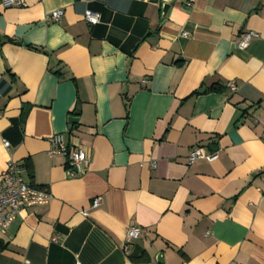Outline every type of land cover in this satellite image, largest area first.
Instances as JSON below:
<instances>
[{
  "label": "crops",
  "instance_id": "0c3cea01",
  "mask_svg": "<svg viewBox=\"0 0 264 264\" xmlns=\"http://www.w3.org/2000/svg\"><path fill=\"white\" fill-rule=\"evenodd\" d=\"M21 1L0 0V174L50 200L0 232V264H264V0Z\"/></svg>",
  "mask_w": 264,
  "mask_h": 264
},
{
  "label": "built area",
  "instance_id": "2783aa9c",
  "mask_svg": "<svg viewBox=\"0 0 264 264\" xmlns=\"http://www.w3.org/2000/svg\"><path fill=\"white\" fill-rule=\"evenodd\" d=\"M1 4L3 7L17 8L24 6L21 0H1ZM62 16L63 10L58 9L50 12L46 19L50 22L58 23ZM83 20L89 25H96L100 19L98 14L85 11ZM255 38H257V34L252 31L243 33L237 37L235 46L240 50H244ZM227 88L230 91H235L236 85L233 81H230L227 83ZM48 142V155L50 157L57 154L66 156L69 167L67 174L69 177L73 178L84 173L85 167L89 163V156L85 149L67 146L62 134L53 135ZM3 146L9 149L7 142H4ZM198 159H204L210 163L217 159V153L205 156L201 148H192L188 154L187 165H192ZM154 166V163H152V167ZM22 172L23 170L20 167L9 161L4 171L0 174V232H4L22 210L45 206L50 200V194L46 190L36 188L25 182ZM100 200L99 197L95 198L92 201V207L97 208ZM140 234L141 230L138 227H129L125 233L126 242L129 243L137 239Z\"/></svg>",
  "mask_w": 264,
  "mask_h": 264
},
{
  "label": "water",
  "instance_id": "95a60500",
  "mask_svg": "<svg viewBox=\"0 0 264 264\" xmlns=\"http://www.w3.org/2000/svg\"><path fill=\"white\" fill-rule=\"evenodd\" d=\"M148 1L151 2V3H156L157 2V0H148ZM168 8H169L168 4H161V14H162L163 18L165 17ZM68 123L70 125H74V124H77L78 121H77V119H75L73 117H70V118H68Z\"/></svg>",
  "mask_w": 264,
  "mask_h": 264
},
{
  "label": "trees",
  "instance_id": "16d2710c",
  "mask_svg": "<svg viewBox=\"0 0 264 264\" xmlns=\"http://www.w3.org/2000/svg\"><path fill=\"white\" fill-rule=\"evenodd\" d=\"M129 258H130V260H131L133 263L137 264V263H139L140 261H142V258L144 259V255H141L140 257H138V256L136 257V256H134V255H130Z\"/></svg>",
  "mask_w": 264,
  "mask_h": 264
}]
</instances>
